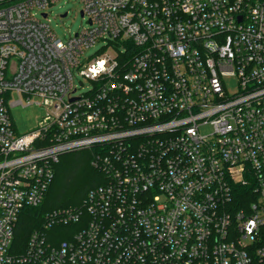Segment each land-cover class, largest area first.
<instances>
[{
  "label": "built area",
  "instance_id": "1",
  "mask_svg": "<svg viewBox=\"0 0 264 264\" xmlns=\"http://www.w3.org/2000/svg\"><path fill=\"white\" fill-rule=\"evenodd\" d=\"M57 2L0 0V264H264V0H78L65 40L33 12ZM31 96L47 114L16 134ZM91 147L99 184L19 250L59 156Z\"/></svg>",
  "mask_w": 264,
  "mask_h": 264
},
{
  "label": "trees",
  "instance_id": "2",
  "mask_svg": "<svg viewBox=\"0 0 264 264\" xmlns=\"http://www.w3.org/2000/svg\"><path fill=\"white\" fill-rule=\"evenodd\" d=\"M94 148L62 153L54 164V177L43 201L35 207H25L18 220L15 242L22 250L29 234L40 226L45 213L58 207L79 204L87 190L99 184V173L91 165Z\"/></svg>",
  "mask_w": 264,
  "mask_h": 264
},
{
  "label": "rangeland",
  "instance_id": "3",
  "mask_svg": "<svg viewBox=\"0 0 264 264\" xmlns=\"http://www.w3.org/2000/svg\"><path fill=\"white\" fill-rule=\"evenodd\" d=\"M81 5L78 0H58V2L50 8L45 10L36 9L33 12L37 17H40L41 13H48V22L58 38L63 40L70 36H73L82 26H86V18H82L80 15ZM67 12L65 17L60 15ZM115 51V46L108 41L99 40L93 45L84 49L82 58L86 61L90 57H94L100 52H107L112 54ZM77 93L86 92L92 88L91 83L79 76L74 71ZM225 89L228 95H233L238 91L237 80L235 76H226L224 78ZM18 99L16 93L12 94L11 100ZM24 105L9 106L8 110L13 123V127L16 134H23L35 129L38 126V122L47 114V109L42 104V99L38 96H31L29 103L26 98H23ZM202 134H207L211 131L209 125H203L200 127Z\"/></svg>",
  "mask_w": 264,
  "mask_h": 264
},
{
  "label": "water",
  "instance_id": "4",
  "mask_svg": "<svg viewBox=\"0 0 264 264\" xmlns=\"http://www.w3.org/2000/svg\"><path fill=\"white\" fill-rule=\"evenodd\" d=\"M45 15H46V14H44V16H45ZM66 15H67V12H64V13H62L60 16H61V17H65ZM80 15L83 16L82 11H80ZM71 100H73V98H72Z\"/></svg>",
  "mask_w": 264,
  "mask_h": 264
}]
</instances>
